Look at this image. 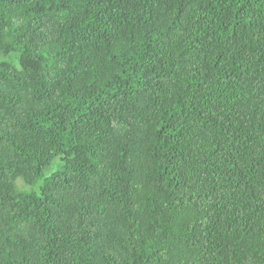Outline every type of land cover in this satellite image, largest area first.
<instances>
[{
  "label": "trees",
  "instance_id": "trees-1",
  "mask_svg": "<svg viewBox=\"0 0 264 264\" xmlns=\"http://www.w3.org/2000/svg\"><path fill=\"white\" fill-rule=\"evenodd\" d=\"M0 57V264H264V0H0Z\"/></svg>",
  "mask_w": 264,
  "mask_h": 264
},
{
  "label": "rangeland",
  "instance_id": "rangeland-1",
  "mask_svg": "<svg viewBox=\"0 0 264 264\" xmlns=\"http://www.w3.org/2000/svg\"><path fill=\"white\" fill-rule=\"evenodd\" d=\"M4 57H2V59H3ZM0 60H1V57H0ZM7 62H9L10 63V65H12L13 67H16V68H18L19 69V64H18V60H17V57H16V55H14V54H12V55H10L9 57H7L6 59H5ZM56 169V164L53 166V167H51V168H49L47 171H46V173L48 174V173H51L53 170H55ZM18 182L19 183H21L22 181L21 180H18L17 181V185H18ZM30 188L28 189V191L30 190V191H33L34 190V187H31V186H29Z\"/></svg>",
  "mask_w": 264,
  "mask_h": 264
}]
</instances>
